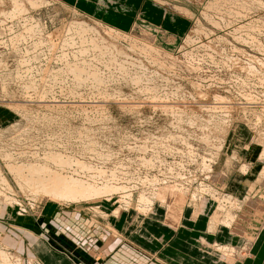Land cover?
I'll list each match as a JSON object with an SVG mask.
<instances>
[{
	"label": "rangeland",
	"instance_id": "rangeland-1",
	"mask_svg": "<svg viewBox=\"0 0 264 264\" xmlns=\"http://www.w3.org/2000/svg\"><path fill=\"white\" fill-rule=\"evenodd\" d=\"M12 1L0 0L1 264L22 263L8 236L16 218L52 203L9 163H48L100 189L52 203L65 208L113 205L143 220L210 200L232 224L249 211L264 220L254 188L235 197L223 184L257 181L264 199V0H128L138 14L126 31L76 0Z\"/></svg>",
	"mask_w": 264,
	"mask_h": 264
},
{
	"label": "crops",
	"instance_id": "crops-1",
	"mask_svg": "<svg viewBox=\"0 0 264 264\" xmlns=\"http://www.w3.org/2000/svg\"><path fill=\"white\" fill-rule=\"evenodd\" d=\"M76 3L83 13L125 31L138 14L128 0ZM227 180L230 195L251 196L254 188L255 201L264 202L257 181H246L241 189L240 177ZM215 206L208 200L204 209L181 208L172 216L159 208L158 214L137 220L113 205L94 213L46 203L41 213L16 218L15 230L5 234L21 264H264L263 217L249 211L246 221L232 224L229 213ZM230 248L236 251L232 261L224 257Z\"/></svg>",
	"mask_w": 264,
	"mask_h": 264
},
{
	"label": "bare ground",
	"instance_id": "bare-ground-1",
	"mask_svg": "<svg viewBox=\"0 0 264 264\" xmlns=\"http://www.w3.org/2000/svg\"><path fill=\"white\" fill-rule=\"evenodd\" d=\"M14 3H17V1L13 0ZM12 1V2H13ZM246 9V8H245ZM226 12V11H225ZM16 14V13H15ZM5 16V15H4ZM79 30H81L80 34L81 37L83 38V42L86 43V34H87V29H85L84 27H79L78 28ZM115 31V29H113ZM90 31V30H89ZM88 31V32H89ZM79 33V32H78ZM119 33V32H118ZM117 33V34H118ZM123 34V33H122ZM120 36V35H119ZM122 36V35H121ZM153 39V38H152ZM91 41V40H90ZM95 45V43H93ZM92 46V44H91ZM149 46V45H148ZM147 46V47H148ZM114 47V46H113ZM118 47V50L117 51V55L119 54H125V52L127 50H123L121 49L119 46H116ZM95 49L99 48L97 45L94 46ZM132 48V47H131ZM134 48V47H133ZM150 48V46L148 47ZM117 49V48H115ZM147 49V48H146ZM146 49H143L146 50ZM94 50V49H92ZM132 50V49H131ZM134 50V49H133ZM149 50V49H148ZM88 51V49H87ZM104 54V53H103ZM118 55V56H119ZM117 56V57H118ZM101 58V57H100ZM79 62V61H78ZM81 62V61H80ZM118 61L116 59V56L115 58H113V61L112 63L113 64H116ZM110 63V62H109ZM77 65V64H76ZM70 66V65H69ZM68 66V68H69ZM108 66V64H107ZM86 68V67H85ZM73 70V67L72 69ZM76 71V70H75ZM78 71H80L78 69ZM70 141V140H69ZM50 153V152H49ZM6 155V154H5ZM7 156V155H6ZM5 156V158H6ZM9 156V155H8ZM46 158H49V155L48 157H45V160H47ZM71 158V157H70ZM75 158V156H74ZM9 159V158H8ZM10 160V159H9ZM50 161L51 163H55V164H58V167L60 169H62V171L64 170V167H69V165H71V160L69 159V162L67 161V158L65 156H62L61 154H58V153H53L52 156H50ZM16 162V161H15ZM23 162V161H22ZM47 162V161H46ZM75 162V161H73ZM7 163V162H6ZM27 163H30V162H27ZM48 164V163H47ZM45 164V165H39V164H35V163H31V164H24V166H18L17 165H10L9 163V166L8 168H10V172L11 174H13L15 176V178L18 180V181H27V182H30L32 183V191H34L36 189V191H39V192H42L44 193V196L47 197V199L49 201H51L52 203H57V202H66L67 200H78V199H87V197H91V196H94L93 194H98L100 192V189H95V187L89 185V183L87 182H84L83 180L81 179H78V178H75L73 176H67V174L63 175V173H60L58 171H53L52 169H50V167H48V165ZM77 165L80 164V163H76ZM22 165V164H20ZM6 166V165H4ZM17 166V167H16ZM55 166V165H54ZM57 166V165H56ZM79 166V165H78ZM55 168V167H54ZM58 168V169H59ZM56 169V168H55ZM68 169V168H67ZM66 170V168H65ZM1 171V170H0ZM67 171V170H66ZM65 171V172H66ZM68 172V171H67ZM75 172V171H74ZM103 173V172H102ZM99 175V173H98ZM89 176V175H88ZM97 176V175H96ZM0 179L3 181L4 180V185H6L5 183V178H3L1 176V173H0ZM14 180V179H13ZM15 180V181H17ZM17 181V182H18ZM16 182V183H17ZM2 183V182H1ZM23 183H26V182H23ZM3 184V183H2ZM19 184V182H18ZM27 184V183H26ZM20 185V184H19ZM24 186V184H21V186ZM30 185V184H29ZM29 185H27L29 187ZM34 185L36 186L35 189L33 190V187ZM109 188L108 185H105V188ZM7 188V187H6ZM24 188V187H23ZM106 188V189H107ZM9 189V188H8ZM25 190V189H24ZM31 190V189H30ZM102 190V189H101ZM11 191V190H9ZM31 191V193H32ZM34 191V192H36ZM102 192V191H101ZM186 192V191H185ZM114 193V192H112ZM35 194V193H33ZM102 193H100L101 195ZM151 194V193H150ZM39 195V194H38ZM181 196L179 195V198H178V203H182L184 200L182 199V197L180 198ZM46 199V200H47ZM183 200V201H180V200ZM0 200L1 201H4V203L6 202V197L3 195V193L0 191ZM57 200V201H56ZM54 201V202H53ZM194 201V199H193ZM61 203V202H60ZM185 203V202H184ZM142 207V206H141ZM173 210H175L173 208ZM262 213H264V206L262 204V209H261ZM178 212H179V208H178ZM4 213V212H3ZM260 215V213L258 214V216ZM262 216V215H261ZM260 216V217H261ZM1 250V249H0ZM5 252V251H3ZM7 253V252H6ZM8 257V256H7ZM10 257V256H9ZM13 258V257H12ZM9 259V258H8ZM1 262V261H0ZM20 262V261H19ZM15 263V261H14ZM21 263V262H20ZM1 264V263H0ZM4 264V263H3ZM16 264H19L16 262Z\"/></svg>",
	"mask_w": 264,
	"mask_h": 264
}]
</instances>
